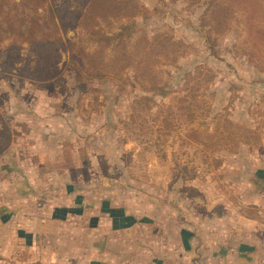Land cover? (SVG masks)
Wrapping results in <instances>:
<instances>
[{
    "label": "rangeland",
    "instance_id": "obj_1",
    "mask_svg": "<svg viewBox=\"0 0 264 264\" xmlns=\"http://www.w3.org/2000/svg\"><path fill=\"white\" fill-rule=\"evenodd\" d=\"M114 4L63 28L80 72L63 53L35 83L34 45L9 68L1 43L0 127L19 135L0 182L111 223L132 263L264 264V0Z\"/></svg>",
    "mask_w": 264,
    "mask_h": 264
},
{
    "label": "crops",
    "instance_id": "obj_2",
    "mask_svg": "<svg viewBox=\"0 0 264 264\" xmlns=\"http://www.w3.org/2000/svg\"><path fill=\"white\" fill-rule=\"evenodd\" d=\"M11 182H0V264H142L113 249L111 223L104 227L79 205L26 195L38 182Z\"/></svg>",
    "mask_w": 264,
    "mask_h": 264
},
{
    "label": "trees",
    "instance_id": "obj_3",
    "mask_svg": "<svg viewBox=\"0 0 264 264\" xmlns=\"http://www.w3.org/2000/svg\"><path fill=\"white\" fill-rule=\"evenodd\" d=\"M47 1L0 0V45L6 40H9L11 45L6 64L12 68L19 59L22 45L32 43L37 61L34 72L28 77L35 83H43L56 78L60 73L57 65L63 53L73 54L74 66L80 72L84 66L83 63L79 65L76 58L90 56L74 41L63 38L61 33L63 28L70 25L91 26L96 16L106 15L117 7L114 0L111 2L82 0V3L87 5V14L81 16L72 10H67L63 3L46 5ZM93 68H95V75L100 76L99 69ZM16 136L13 129L6 123L2 124L0 127V156L16 139Z\"/></svg>",
    "mask_w": 264,
    "mask_h": 264
}]
</instances>
